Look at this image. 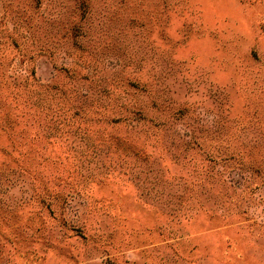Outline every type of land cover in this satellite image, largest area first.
<instances>
[{
	"label": "rangeland",
	"instance_id": "374dc122",
	"mask_svg": "<svg viewBox=\"0 0 264 264\" xmlns=\"http://www.w3.org/2000/svg\"><path fill=\"white\" fill-rule=\"evenodd\" d=\"M0 264H264V0H0Z\"/></svg>",
	"mask_w": 264,
	"mask_h": 264
}]
</instances>
